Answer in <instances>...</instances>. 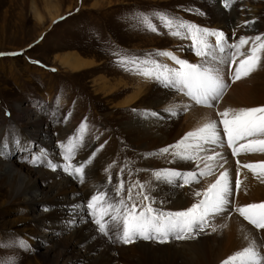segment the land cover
Masks as SVG:
<instances>
[{
	"label": "rangeland",
	"instance_id": "rangeland-1",
	"mask_svg": "<svg viewBox=\"0 0 264 264\" xmlns=\"http://www.w3.org/2000/svg\"><path fill=\"white\" fill-rule=\"evenodd\" d=\"M212 4L211 0H0V142H7L9 153L0 154V264L12 260L15 264H73L68 244L74 248L73 255H86L72 240L71 222L62 234L36 222L26 198L3 181V172L13 164L41 191L48 190V184L37 173V168L47 166L30 163L34 155L42 153L41 143L25 135L24 129L28 130L33 120H42L43 129L53 139L66 127L80 136L81 125L85 124L83 137H95L92 140L97 146L118 135L114 149L99 151L107 156L100 164L103 175L108 179L113 175V168L107 171L104 166L112 164L111 157L121 151L120 161L127 158L131 163L125 168L116 165L120 169L117 176L123 186L129 185L131 204L142 209L152 201L149 184L144 186L143 167L137 166V156L141 155L123 125L134 109H120L116 104L145 79L127 71L131 65L118 61L138 58L179 68L157 53L175 54L194 45L191 39L171 36L156 14L206 28L214 22L209 12ZM224 12L230 14L226 9ZM143 16L149 17L160 34L147 28ZM256 24L257 34H264V19ZM70 54L93 60L97 66L80 73L69 71L62 60ZM197 60V64L202 61ZM120 82L122 85H118ZM55 143L58 146V141ZM21 239L28 242L29 249L16 246Z\"/></svg>",
	"mask_w": 264,
	"mask_h": 264
},
{
	"label": "bare ground",
	"instance_id": "bare-ground-1",
	"mask_svg": "<svg viewBox=\"0 0 264 264\" xmlns=\"http://www.w3.org/2000/svg\"><path fill=\"white\" fill-rule=\"evenodd\" d=\"M211 1L213 9L209 12H212L211 17L214 22L212 26L206 28L210 27L209 29L223 31L228 44L238 43L241 37L258 35L256 22L264 19V1L258 0L259 3H253L252 1L255 2V0H234L231 10H228L230 14L224 12L221 0ZM249 20H254L255 23L245 26V21ZM209 39L214 41L215 38L210 37ZM249 46H243L241 51L246 52ZM186 47L174 55L192 64H197V59L202 60L196 55L195 46L190 47L188 45L189 48ZM233 51L231 48H226L223 53L217 55L227 61ZM165 59L172 65L179 67L172 60L166 57ZM62 63L65 68L74 73H80L84 69L89 70L97 66L93 60H86L74 54L65 55ZM262 64H264V60H262ZM219 67L225 82L229 83L230 86L223 98L214 102L212 108L193 104L189 110H185L186 105L193 103L188 97L160 82L157 83L156 80L152 81L153 79L145 77L144 82L137 85L133 93L116 103L120 109H134V113L123 125L128 138L132 139L141 155L139 157L135 151L132 152L137 156L138 169L143 167L144 186L146 184V187L148 184L150 186L149 191L153 194H150L152 197L150 203L154 209L164 212L186 210L196 202L197 198L192 195L193 189L201 190L208 183L213 182L219 172L225 169L229 172L234 187L239 169V178L242 184L234 197V205L229 206V212L216 216L204 232L195 234L188 239L169 238L164 243L157 240L137 239L135 243L127 245L109 240L98 232V226L94 223V215L87 208V204L93 195L97 192H104L107 193L108 200L112 203H116L120 199H124L128 205L132 203L128 199L130 195L127 193L129 185H124L125 187L119 195L116 192L120 183L117 176L120 169L116 165L125 168L127 163H131L129 159L126 158V161L121 162L122 153L116 151V155L110 159L113 163L104 166L107 171L113 168L110 172L113 175L109 179L103 175V170L100 167L107 156L100 155L99 151L105 148L114 149L118 135H115L114 139L113 137L107 139L98 146L92 140L95 137L92 138L90 135V137L83 138L81 146L76 151L77 154L71 161L74 165L85 164L86 175L83 182L60 169L53 171L48 166L45 167L46 169L37 168V173L48 184V190L41 191L31 177L28 178L13 164L6 167L3 172V181L12 187V191L14 190L26 198L25 201L30 204V210L36 222L46 226L50 225L51 230L61 234L70 226L67 223L71 222L72 240L77 243V246L82 247L86 253L85 256H88L85 258L82 254L73 255L74 248L68 244L66 249L69 250L73 264H222L223 261L244 246L243 237L245 235H254L260 243H264V229L257 232L237 212L231 211L233 206L264 203V182H261L264 177H259L260 170L257 169V176H254L252 171L247 168H239L236 163L239 160L241 164H260L264 162V153H248L242 149L239 155L234 156L231 148L227 147L226 144L223 147L208 145L205 146L207 151L200 152V156L212 154V148H215L227 159L223 168L217 166L218 163H222L219 157H217V161H199L200 168H204L205 163L212 164L216 175L201 179L200 184L193 183L191 187L178 186L179 180L169 183L166 180L157 179L155 176L156 173H163L164 170L182 173L199 170L195 162L171 155H160L161 149L177 144L188 132L194 131L209 121L216 122L222 139L227 141L222 123L225 118L219 115L220 112L228 109L264 107V68L254 72L250 77L233 83L231 82V75L235 66L224 63L220 64ZM118 85H122V82ZM113 88L115 87L112 86ZM105 89H109V87H104ZM109 91L111 93V90ZM109 97L111 100V96ZM169 109L176 111L178 115H170ZM152 113H157L159 116H152ZM232 115L233 113H230L227 119H231ZM30 125L28 130L24 129L26 137L41 143L42 153H46L49 159L58 164L65 163L62 159L64 153L61 145L67 144L73 137H79L78 133L71 127H66L60 131L59 136L53 139L49 132L43 129L44 122L42 120H33ZM57 141L58 146L55 143ZM188 142L186 141V143ZM244 142L239 141L236 146L239 147V144ZM132 191L138 190L133 188ZM221 225L226 226L221 227ZM213 227L217 230L213 231Z\"/></svg>",
	"mask_w": 264,
	"mask_h": 264
},
{
	"label": "snow or ice",
	"instance_id": "snow-or-ice-1",
	"mask_svg": "<svg viewBox=\"0 0 264 264\" xmlns=\"http://www.w3.org/2000/svg\"><path fill=\"white\" fill-rule=\"evenodd\" d=\"M233 3L234 0H221L222 7L229 11ZM156 15L161 24L168 29L171 36L180 39H191L195 46L196 55L201 57L202 63H189L167 51L159 52L157 55L172 60L179 65V68H168L166 65L156 64L155 61H140L138 58H121L118 63L125 66L131 65V67H126L127 71L136 72L145 78L155 79L164 86L183 93L193 102L186 105L185 110H189L193 104L212 108L214 102H218L223 98L230 85L225 82L219 67L220 64L228 63L230 66H235L231 75V82L233 83L250 77L254 72L264 68V64H262V60H264V34L241 37L238 43L228 44L223 31L176 20L166 14L157 13ZM142 20L150 31L160 34L159 29L151 22L149 17L143 16ZM254 23V20L245 21V26ZM210 37H214V41H210ZM245 45L250 46L246 52L241 51ZM226 48L234 50L227 61L217 55L223 53ZM149 64L153 65V68L142 67V65ZM168 111L172 116L178 115L172 109ZM230 113H233V115L231 119H227ZM151 115L159 116L157 113ZM219 115L225 118L222 123L227 141L222 139L216 122L209 121L194 131L188 132L177 144L165 147L159 152L160 155H171L195 162L199 170L188 173L164 170L163 173L158 172L155 174L157 179H163L169 183L179 180L180 184L178 186L191 187L193 183L200 184L201 179L216 175L212 164L205 163L204 168H200L199 161H217V157H219L222 163H218L217 166L223 168L224 164L227 163V159L215 148H212V154L200 156V152L207 151L205 146L208 145L223 147L226 144L227 147L231 148L234 156L239 155L242 149L248 153H264V107L228 109L220 112ZM80 131L81 135L79 137H73L67 144L61 145L64 153L62 159L65 163H55L48 158L46 153L34 155L30 163L34 166L43 163L53 171L60 169L83 182L86 175L85 164L74 165L71 163L76 151L81 146L84 138L83 133L87 131L86 124L81 125ZM186 141L189 142L186 143ZM239 141L245 142L240 143L237 147L236 144ZM14 143L19 144L20 142L15 140ZM7 147L6 141L0 142V154H8ZM236 163L239 168H247L252 171L254 176H257V169H259V177H264V162L260 164H241L237 160ZM239 175L238 169L233 187L229 172L226 169L219 172L215 180L208 183L201 190L193 189L192 195L197 198L196 202L190 208L182 211H160L154 209L151 203L140 209L136 204H126L124 199L112 203L108 200L107 193L104 192H97L93 195L87 204V208L94 215V223L98 226L100 234L109 240H115L125 245L135 243L137 239L157 240L160 243L167 242L169 238L188 239L195 234L204 232L216 216L229 212V206L234 205V197L241 188L242 181ZM261 182H264V179ZM123 187L122 182L117 186V195L123 190ZM139 187L143 189L144 186L139 185ZM128 199L130 200L131 197L129 196ZM143 199L147 201L149 197L145 195ZM231 211L237 212L257 232L264 229V203L233 206ZM225 226L221 225V227ZM212 230L216 231L217 229L213 227ZM243 238L245 240L244 246L223 261L222 264H264V251H262L264 243H260L254 235H245ZM16 246L25 250L30 248L28 242L22 239L16 242ZM6 264H15V262L12 260L6 262Z\"/></svg>",
	"mask_w": 264,
	"mask_h": 264
}]
</instances>
